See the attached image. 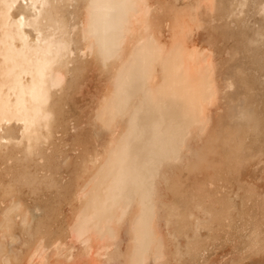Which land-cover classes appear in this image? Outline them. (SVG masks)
I'll return each instance as SVG.
<instances>
[{
	"label": "bare ground",
	"instance_id": "bare-ground-1",
	"mask_svg": "<svg viewBox=\"0 0 264 264\" xmlns=\"http://www.w3.org/2000/svg\"><path fill=\"white\" fill-rule=\"evenodd\" d=\"M0 264H264V0H0Z\"/></svg>",
	"mask_w": 264,
	"mask_h": 264
}]
</instances>
